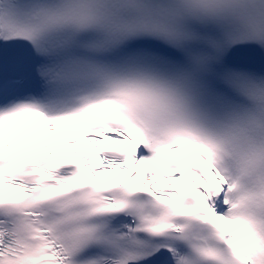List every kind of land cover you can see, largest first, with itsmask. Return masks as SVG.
<instances>
[{"label": "snow or ice", "instance_id": "1", "mask_svg": "<svg viewBox=\"0 0 264 264\" xmlns=\"http://www.w3.org/2000/svg\"><path fill=\"white\" fill-rule=\"evenodd\" d=\"M0 264H264V0H0Z\"/></svg>", "mask_w": 264, "mask_h": 264}]
</instances>
